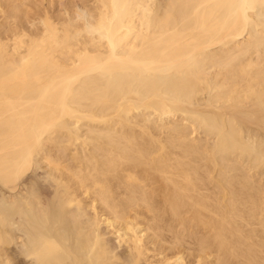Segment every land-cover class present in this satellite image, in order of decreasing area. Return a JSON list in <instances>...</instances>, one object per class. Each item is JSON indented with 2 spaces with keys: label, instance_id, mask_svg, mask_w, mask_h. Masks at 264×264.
<instances>
[{
  "label": "bare ground",
  "instance_id": "bare-ground-1",
  "mask_svg": "<svg viewBox=\"0 0 264 264\" xmlns=\"http://www.w3.org/2000/svg\"><path fill=\"white\" fill-rule=\"evenodd\" d=\"M43 1L0 0L1 259L264 264V0Z\"/></svg>",
  "mask_w": 264,
  "mask_h": 264
},
{
  "label": "rangeland",
  "instance_id": "rangeland-1",
  "mask_svg": "<svg viewBox=\"0 0 264 264\" xmlns=\"http://www.w3.org/2000/svg\"><path fill=\"white\" fill-rule=\"evenodd\" d=\"M48 1H50L51 2V4H50V2H48ZM54 1V2H53ZM61 1V2H60ZM83 1L84 0H75V1H73V2H70V0H44L42 3H43V6H42V4H41V6L42 7H49L55 14H58L57 13V10L56 9H58V12H61V13H63L64 12V7L69 3L70 5H68V6H70V7H72V6H74V5H77V6H74V7H77L76 9L78 10H82V7H83ZM47 2V3H46ZM53 2V3H52ZM63 2V3H62ZM76 2V3H75ZM58 3V4H57ZM71 3H72V6H71ZM74 3V4H73ZM49 4V6H47ZM66 4V5H65ZM45 5V6H44ZM52 5V7H50ZM54 5V6H53ZM59 5V6H58ZM79 5H81V6H79ZM63 7L62 9L61 8H59V7ZM79 6V7H78ZM54 8H55V11H54ZM81 8V9H80ZM60 9V10H59ZM75 9V8H74ZM52 12V13H53ZM209 140H211V143H213L214 141H215V137L214 136H210V139ZM29 177V176H28ZM27 177V178H28ZM26 178V179H27ZM263 181H264V177H263ZM18 247L16 246V245H14V244H12V245H10L9 247H7V248H5V256H7L8 257V259H6V257L4 256V258H3V256H2V259H1V257H0V261L1 260H3V261H1V262H3L2 264H5L6 262H8L7 264H11V262H12V264H29V262H30V260H29V258L28 257H26V256H24L23 254H20V252H18ZM121 249V248H120ZM187 254H185V256H186ZM11 260V261H10ZM6 261V262H5ZM10 261V262H9ZM1 262H0V264H1Z\"/></svg>",
  "mask_w": 264,
  "mask_h": 264
}]
</instances>
